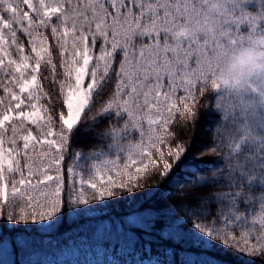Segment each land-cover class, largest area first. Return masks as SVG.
<instances>
[{
  "label": "snow or ice",
  "instance_id": "obj_1",
  "mask_svg": "<svg viewBox=\"0 0 264 264\" xmlns=\"http://www.w3.org/2000/svg\"><path fill=\"white\" fill-rule=\"evenodd\" d=\"M50 39L63 58L60 80ZM245 39L252 52L225 73L216 60ZM45 67L53 92L42 83ZM113 72L115 90L99 117L115 121L100 135L117 155L93 154L89 171L99 185L77 172L80 165L69 167L70 178L80 176L70 185V205L111 196L114 187L126 186L118 182L125 173L130 181L157 167L153 149L167 176L176 165L160 148L173 115L182 105L194 117L197 86L204 95L210 85L224 113L218 147L229 149L226 165L212 175L227 190L216 196L218 221L194 228L264 256V0H0V202L30 209L33 222L60 212L64 153ZM183 152L178 147L168 155L178 163ZM120 154L128 161L122 166Z\"/></svg>",
  "mask_w": 264,
  "mask_h": 264
},
{
  "label": "trees",
  "instance_id": "obj_2",
  "mask_svg": "<svg viewBox=\"0 0 264 264\" xmlns=\"http://www.w3.org/2000/svg\"><path fill=\"white\" fill-rule=\"evenodd\" d=\"M23 7L28 10L27 6ZM18 35L26 43L27 38L22 33ZM49 44L53 49V63L57 65L56 79L60 80L63 58L56 41L50 39ZM42 75L47 77L42 80L44 88L53 92L51 68L45 67ZM199 88L200 85L194 93L195 116L183 113V106L178 105L181 111L174 113L173 124L168 129L170 135L161 144L165 160L175 164L174 169L162 177L163 162L153 149L157 167L149 166L144 174L134 175L130 181L125 173L118 182L123 180L126 186L114 187V194L103 198L99 212L76 211L71 216L76 207L68 200L69 166L77 161L79 169H85L92 155L102 149L110 159L117 155L115 150H108V141L100 135L115 121L99 117L100 109L115 90L113 72L64 153L60 166L64 176L62 206L53 223L39 226L32 221L30 209L0 202V264H142L145 261L149 264H264V256H249L210 237L205 243L203 234L195 231L194 224L212 226L219 219L216 196L227 188L223 180L217 181L212 174L226 165L224 154L229 151L227 147H218L224 125V113L216 108L219 93L208 85L201 95ZM3 95L0 89V96ZM52 103H56L55 94ZM59 127L58 123L54 124V131ZM132 139L135 142L138 134ZM178 147L184 152L177 163L168 153ZM75 153L89 159L77 160ZM36 154L39 156V152ZM120 155L122 166L128 161ZM22 212L29 213L27 219L21 218ZM215 226L222 227L219 223ZM236 235L239 237V230ZM252 242L255 243L254 238Z\"/></svg>",
  "mask_w": 264,
  "mask_h": 264
},
{
  "label": "rangeland",
  "instance_id": "obj_3",
  "mask_svg": "<svg viewBox=\"0 0 264 264\" xmlns=\"http://www.w3.org/2000/svg\"><path fill=\"white\" fill-rule=\"evenodd\" d=\"M77 163L78 162L76 161L74 164H72L69 167H76ZM94 163H95V160L93 158H91L89 165L85 169H79V168H77L76 170H77V172L81 173V175L83 176V178H85V179L93 178L94 179V182H96L99 185V180L98 179H95V173H94V171H92V172L89 171L90 166L93 165ZM67 178H68L69 192H70V185L73 184L76 179H79L80 176H77L75 178H70L69 172H67ZM105 178H107V176H105ZM76 187H77V190H78L79 185H76ZM86 190L88 192H91L92 191L91 189H86ZM102 204H103V199L91 201L88 205L75 204V207H76L75 209L76 210L73 209V211L70 212L71 213L70 215L71 216L74 215L76 213V211L77 212H81V213L82 212L83 213H87V214L97 213V212H99L101 210V205ZM54 220L55 219L53 217L52 220H44V221L37 220L35 223L37 225H39V226H49V225H51V223H53ZM195 231L199 234V231L198 230H195ZM164 233H168V232L165 231ZM202 237L206 241L205 243H208V240H207L208 237H204L203 235H202ZM142 264H149V262L145 261Z\"/></svg>",
  "mask_w": 264,
  "mask_h": 264
},
{
  "label": "clouds",
  "instance_id": "obj_4",
  "mask_svg": "<svg viewBox=\"0 0 264 264\" xmlns=\"http://www.w3.org/2000/svg\"><path fill=\"white\" fill-rule=\"evenodd\" d=\"M244 35L246 36L247 34L244 33ZM257 35L259 36L260 34L257 33ZM253 47L254 46L252 45V43L249 42L247 39H245L242 44L238 43L234 49L226 46L224 50L226 54L223 55L222 58H218L216 60V64L220 68H223L224 72L227 73L233 61L238 60L241 57H246L250 52H252Z\"/></svg>",
  "mask_w": 264,
  "mask_h": 264
}]
</instances>
